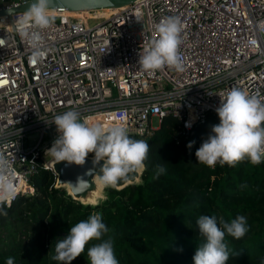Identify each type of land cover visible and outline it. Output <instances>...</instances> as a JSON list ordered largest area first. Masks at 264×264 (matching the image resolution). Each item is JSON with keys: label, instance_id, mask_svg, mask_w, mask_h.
I'll return each mask as SVG.
<instances>
[{"label": "built area", "instance_id": "obj_1", "mask_svg": "<svg viewBox=\"0 0 264 264\" xmlns=\"http://www.w3.org/2000/svg\"><path fill=\"white\" fill-rule=\"evenodd\" d=\"M53 9L0 14V202L33 192L39 165L86 152L91 135L144 138L167 116L179 143L222 114L211 166L237 142L264 155V0H134L103 17Z\"/></svg>", "mask_w": 264, "mask_h": 264}, {"label": "trees", "instance_id": "obj_2", "mask_svg": "<svg viewBox=\"0 0 264 264\" xmlns=\"http://www.w3.org/2000/svg\"><path fill=\"white\" fill-rule=\"evenodd\" d=\"M177 123L165 117L146 140L109 129L84 142L145 164L142 182L107 187L96 206L39 165L33 192L0 202V264H264V155L237 142L211 166L222 114L209 111L179 143Z\"/></svg>", "mask_w": 264, "mask_h": 264}, {"label": "water", "instance_id": "obj_3", "mask_svg": "<svg viewBox=\"0 0 264 264\" xmlns=\"http://www.w3.org/2000/svg\"><path fill=\"white\" fill-rule=\"evenodd\" d=\"M134 0H25L17 5L0 8V14L36 8L95 10L125 6ZM148 136L144 137L146 140ZM56 175L54 187L83 205L96 206L107 197V187L121 189L142 182L144 162L139 158L111 153L107 156L66 150L49 162Z\"/></svg>", "mask_w": 264, "mask_h": 264}, {"label": "rangeland", "instance_id": "obj_4", "mask_svg": "<svg viewBox=\"0 0 264 264\" xmlns=\"http://www.w3.org/2000/svg\"><path fill=\"white\" fill-rule=\"evenodd\" d=\"M108 11H109V8H104V9H99L98 11H85L84 13H81V15H83V16H85V15H87V14H89V13H91L94 17H103V16H105V14H107L108 13ZM87 13V14H86ZM90 22L91 23H93V22H95V19L94 18H91L90 19ZM153 124H156V120H155V118L153 119ZM154 131V130H153ZM152 131V132H153ZM151 132V133H152Z\"/></svg>", "mask_w": 264, "mask_h": 264}, {"label": "bare ground", "instance_id": "obj_5", "mask_svg": "<svg viewBox=\"0 0 264 264\" xmlns=\"http://www.w3.org/2000/svg\"><path fill=\"white\" fill-rule=\"evenodd\" d=\"M44 9L51 10L52 13L55 12L53 8H36V9H34V12L33 13H46V12L43 11ZM70 11L73 14L79 13L81 15V13H84L85 11H88V10L87 9H82V10H68V13H70ZM81 16H83V15H81Z\"/></svg>", "mask_w": 264, "mask_h": 264}, {"label": "crops", "instance_id": "obj_6", "mask_svg": "<svg viewBox=\"0 0 264 264\" xmlns=\"http://www.w3.org/2000/svg\"><path fill=\"white\" fill-rule=\"evenodd\" d=\"M8 2L9 0H0V4L3 3V2Z\"/></svg>", "mask_w": 264, "mask_h": 264}]
</instances>
